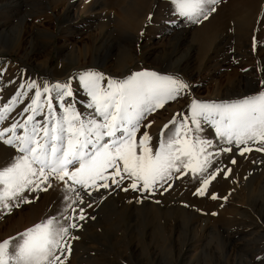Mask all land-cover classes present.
<instances>
[{"label":"rangeland","instance_id":"374dc122","mask_svg":"<svg viewBox=\"0 0 264 264\" xmlns=\"http://www.w3.org/2000/svg\"><path fill=\"white\" fill-rule=\"evenodd\" d=\"M81 1L0 0V101L26 80L70 81L87 117L93 110L79 80L85 71L102 73V85L142 70L179 74L190 89L148 115L143 123L152 126L137 134L147 130L155 151L160 130L177 113L190 115L193 99L230 102L264 90V0H220L201 23L176 15L170 0H86L84 9ZM203 128L214 145L228 146L212 125ZM17 154L0 142V166ZM218 160L231 174L218 175L204 197L194 195L199 184L190 175L147 198L119 189L85 196L93 206L81 207L90 218L72 230L79 239L71 240L64 264H264V152L241 156L233 147ZM52 184L0 215V241L56 212L63 185Z\"/></svg>","mask_w":264,"mask_h":264},{"label":"snow or ice","instance_id":"6c2138e0","mask_svg":"<svg viewBox=\"0 0 264 264\" xmlns=\"http://www.w3.org/2000/svg\"><path fill=\"white\" fill-rule=\"evenodd\" d=\"M170 3L176 15L189 23H201L216 11L220 0ZM4 71L0 69V77ZM105 79L91 70L79 76L90 98L87 108L93 110L87 117L76 108L70 81L26 80L6 102L0 101V142L18 153L0 166V215L32 203L38 197L29 196L47 192L53 180L63 185L60 207L54 214L0 241V264H64L61 257L67 259L65 254H70L71 240L79 239L72 230L81 226L79 221L90 218L81 207L86 204L84 197L92 198L101 189L131 190L147 198L163 194L174 180L190 175L199 184L194 195L204 197L218 175L231 174L230 167L219 164L222 154L232 152L233 147L241 156L253 150L264 152V90L230 102L193 99L190 115L177 113L163 126L154 151L147 130L137 139L142 126H152L143 122L191 85L179 74L150 70L122 80L108 79L102 85ZM21 104L24 107L13 116ZM204 124L212 125L215 135L228 146L217 147L205 138ZM230 163L237 161L233 157ZM104 198L102 195L101 200ZM211 198L219 197L212 193Z\"/></svg>","mask_w":264,"mask_h":264},{"label":"bare ground","instance_id":"6f19581e","mask_svg":"<svg viewBox=\"0 0 264 264\" xmlns=\"http://www.w3.org/2000/svg\"><path fill=\"white\" fill-rule=\"evenodd\" d=\"M94 1H95V2H93V3H95V4H96V3H97V1H96V0H94ZM98 1H99V0H98ZM76 2H77V1H76ZM81 2H84V4H82V7H81L82 9H84V7H85V3H86V0H83V1H81ZM99 2H100V1H99ZM67 8H68V7H67ZM64 10H65V8H64ZM66 11H67V12H68V14H69V10H68V9H66ZM70 11H71V10H70ZM66 14H67V13H66ZM74 14L76 15V13H75V12H74ZM105 16H106V15H105ZM75 20H76V19H75ZM169 27H170V26H169ZM252 156H253V155H252ZM259 158H260V157H259ZM244 189H245V191H246V192L248 191L247 185L245 186V188H244ZM244 189H243V190H244ZM233 190H234V189H233ZM109 261L111 262V259H110ZM109 261H108V262H109ZM111 263H112V262H111Z\"/></svg>","mask_w":264,"mask_h":264}]
</instances>
